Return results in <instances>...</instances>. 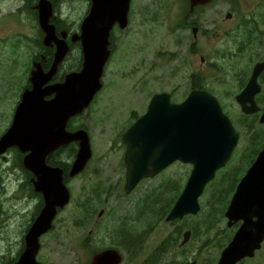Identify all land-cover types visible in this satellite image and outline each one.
Masks as SVG:
<instances>
[{
    "label": "rangeland",
    "instance_id": "1",
    "mask_svg": "<svg viewBox=\"0 0 264 264\" xmlns=\"http://www.w3.org/2000/svg\"><path fill=\"white\" fill-rule=\"evenodd\" d=\"M38 2L0 0V135L11 126L24 92L22 87L30 78L33 62L42 55L45 35L38 20ZM90 8L89 0H59L55 16L77 33ZM233 8L238 10L233 23L244 18L250 21L251 30L248 34L243 30L242 38L247 40L250 36L256 40L264 28V0H220L194 12L190 10V0H132L130 24L125 29L112 30L113 51L105 66L102 89L78 119L90 135L93 156L84 171L67 183L71 200L58 211L53 228L40 239L37 257L41 263L90 264L95 253L114 248L124 255L121 264H143L169 239L168 251L161 254L156 264H185L193 260L197 264H217L224 248L221 243L226 239L229 243L232 230L238 225L229 227L224 213L214 230L205 232L200 228L207 212L215 208L213 201L209 205L213 187H208L200 198L197 215L168 222L169 212L162 217L146 208L142 213L144 200L149 198L157 199V206L162 202L171 206L193 167L176 162L127 194L126 146L121 137L135 122V116L147 111L155 94L168 92L174 102H181L192 90V79L202 74L207 89L218 97L241 135L231 161L218 178L230 174L231 182L241 179L249 167V161H242L251 134L242 124L240 116L244 114L236 95L244 79L242 71L255 60L263 59L264 46L255 41L252 46L243 45V53L239 51L242 54H224L231 38L220 41L216 25ZM194 21L203 30L196 43L191 27ZM201 56L206 58L205 66ZM81 61L82 48L75 46L62 71H73ZM227 64L238 73H224L223 66ZM193 73H199L198 77L192 78ZM254 128L255 132L264 133V127ZM19 161L14 149L5 158L0 156V185L5 188L0 191V264H7L23 252L26 228L36 216L38 203H43ZM123 227L131 233L147 230L145 248L138 258L131 259L119 248ZM187 230L193 232L188 243L182 245ZM239 264H264V244L253 258Z\"/></svg>",
    "mask_w": 264,
    "mask_h": 264
},
{
    "label": "water",
    "instance_id": "2",
    "mask_svg": "<svg viewBox=\"0 0 264 264\" xmlns=\"http://www.w3.org/2000/svg\"><path fill=\"white\" fill-rule=\"evenodd\" d=\"M91 8L81 24L80 33L72 41H80L83 63L80 70L69 72L63 81L53 82L65 61L70 45L68 31L60 35L52 22V0H39L38 20L45 36L43 43L54 47V60L46 71L35 61L31 70V87L21 95L11 126L0 137V156L18 148L26 154L23 164L36 174L33 184L42 193L44 205L25 236L26 247L12 264H43L37 256L41 237L53 228L59 209L71 200L64 181V170L47 163L56 149L78 142V152L69 176L84 171L93 156L91 139L85 129L67 130L71 118L83 113L102 89L105 66L111 55V32L116 24L128 26L132 0H90ZM212 0H190V8L205 6ZM196 31V30H194ZM264 61L255 65L246 88L236 96L246 115L261 111L256 95L261 91L258 78ZM260 123H264V111ZM125 144L126 182L124 190L131 193L144 180L153 178L173 163L191 164L193 169L176 203L168 213V222L197 215L200 197L217 171L230 161L239 144L240 133L227 115L217 96L207 89H192L181 102L172 101L171 94H155L147 111L122 134ZM103 210L100 212L102 214ZM228 226L239 224L234 236L222 250L217 264H238L253 258L264 243V148L240 179L225 212ZM191 231L184 233L182 245L188 243ZM124 256L118 249H105L93 255L90 264H121ZM185 264H197V260Z\"/></svg>",
    "mask_w": 264,
    "mask_h": 264
},
{
    "label": "trees",
    "instance_id": "3",
    "mask_svg": "<svg viewBox=\"0 0 264 264\" xmlns=\"http://www.w3.org/2000/svg\"><path fill=\"white\" fill-rule=\"evenodd\" d=\"M58 1L59 0H53L54 9H57ZM54 19L52 20V22L57 26V29L59 28L58 32L60 31V28H69L67 25L64 26V24L61 23L60 21L58 24V20L55 21ZM61 24H63V26L60 27ZM75 46L81 47L80 43L73 44L72 49ZM54 52H55L54 48L47 47V46L43 45L42 55H40V57H37L36 59H37V61H41L43 63V66L46 69H49L53 60H54ZM63 66H64V63L60 66L59 71L54 76L55 82L63 81L67 72L69 73V70L65 71V72L62 71ZM81 66H82V61L78 64V66L74 70H79L81 68ZM70 71H72V70H70ZM30 87H31V83L28 80L25 82V84L22 88L25 90V89L30 88ZM192 87L193 88H199V89H207L208 88L205 84V79H204V76L202 74L199 75L198 78L192 79ZM79 117L80 116H76V117L71 119L70 125L72 128H75V126H76L75 124H78L77 120L79 119ZM240 117H241L243 126H245L251 134L249 136L248 147L246 148V151L244 152L245 158L242 161V163H244L246 160L249 161V167H250L251 164L255 161L256 156L259 153V151L262 148H264V133L261 134L260 130L255 132L254 126L258 125L259 128H263L264 126L261 125L260 123H258V117L246 116L245 114L243 116L241 115ZM137 118H138V116H135V119H137ZM79 126L82 127V124L79 123ZM13 149L16 151V154L19 156V160H20L19 161V167H23V164H22L23 154L17 148H13ZM76 152H77V145L75 143L70 144L69 146H67L63 149L54 152L49 157L48 162L50 164H53V165H60L61 167L65 168L68 171L71 164L67 161L72 160L74 158ZM62 153H64L63 159H65L66 161H64L62 159V157L60 156ZM230 177H231L230 174H229V176L226 175L223 178H219L218 180L212 182L211 184H209L207 186V188L213 187L214 191L210 197V204L209 205H211V203H212L211 201H213V203H214L213 207H215V208H214V210L207 212L205 220L202 222V226L200 228H204L205 232H210V231L214 230L216 228L218 222L221 220L222 216H224V213L227 209L230 198L235 191V188H236L238 181L240 180L239 179L238 181H236L237 183L235 181L231 182ZM66 179L67 180L69 179L68 175L66 176ZM215 184H218V185H215ZM173 188H174V186H173ZM178 192L179 193L176 196V198L173 200L171 206H168V207H167V205H164L163 202H162V204L160 203L157 206L155 203L157 201V199H155V198L145 199L144 200L145 202L143 204L144 207H143L142 213H145L146 208H151L154 211V213L157 212L158 215H161L162 217H164L165 215H167L169 210L172 208V205L176 201L177 197L179 196L180 191H178ZM161 199H162V197H161ZM122 229L123 230H121V236H122L123 241L121 244H119V248L121 250L125 251L126 254L131 259H134L135 257L138 258L140 256L141 252L145 248L144 235L147 233V230L141 231V232H132L131 233L129 231H126V227H123ZM200 231H202V229H200ZM195 232H196V230H194V233ZM232 232L234 234L235 229L232 230ZM231 239H232V237H230L228 242H230ZM226 241H227V239L225 241H223L220 246L226 247L228 245V244H226ZM168 243H169V239H167L160 246H158V248L154 251V253L151 256L146 258V260L143 262V264H156L159 261V259L161 258V254L165 251H168ZM18 257L13 259V260L8 261L7 264L16 262Z\"/></svg>",
    "mask_w": 264,
    "mask_h": 264
},
{
    "label": "flooded vegetation",
    "instance_id": "4",
    "mask_svg": "<svg viewBox=\"0 0 264 264\" xmlns=\"http://www.w3.org/2000/svg\"><path fill=\"white\" fill-rule=\"evenodd\" d=\"M90 1V0H89ZM217 2V1H220V0H212L209 4H212L213 2ZM232 1V0H231ZM132 2V1H131ZM209 4H207V5H205V6H198V7H195V9L194 10H191V8H190V10H191V12H194L195 10H197V9H199V8H203V7H206V6H208ZM90 5H91V1H90ZM233 6L235 7V5L233 4ZM131 8V7H130ZM90 11V10H89ZM237 8L236 9H230L226 14H225V16H224V18H221V20H220V23L221 24H219V25H216V28L218 29V33L216 34V37L217 38H219L220 39V41H222L224 38L226 39V38H231V40H230V44H228V50L227 51H225V55L226 56H229V55H232V57L235 55V54H242L243 53V48H241V47H244V46H247V47H249V46H252L253 45V43L256 41V42H258L259 44H261V45H263L264 46V28H263V30L261 31V32H258L257 33V39L255 40V39H251V37L249 36L248 37V39L247 40H244L245 39V37L244 38H242V35H243V30H246L245 32H246V34H248L249 32H248V30H251V28H249V26H250V24H249V19L248 18H244V19H242V21H240L239 19H238V21H237V23H233V20L234 19H236L237 17ZM89 13V12H88ZM87 13V14H88ZM129 14H130V11H129ZM129 14H128V25L130 24V22H129ZM87 16V15H86ZM85 16V17H86ZM84 17V18H85ZM55 19V21H57L58 20V24H59V21L62 23V21H61V19L60 18H57L56 16L54 17ZM261 19H262V21H261V23H262V26L264 27V12L262 13V16H261ZM84 20V19H83ZM244 21V22H243ZM83 22V21H82ZM62 26V24L60 25V27ZM116 27H119V28H121L120 27V25L119 24H116L115 25V27H114V29L116 28ZM191 27H192V33H193V38L195 39V42L194 43H196V41L199 39V36H200V34H202L203 33V30L201 29V27L200 26H198V24L197 23H195V21L194 22H192V25H191ZM59 29V28H58ZM67 30L68 31V37H67V41H68V43H69V45H70V52H71V50H73L72 49V45L73 44H78V43H80V41H76V42H73L72 41V35L74 34V31L72 30V29H70V28H60V31L61 30ZM194 30H196V31H194ZM80 31H81V27H80V29L78 30V32L77 33H80ZM248 32V33H247ZM204 33H206V31L204 32ZM231 42L233 43L232 44V47H231ZM244 45V46H243ZM230 46V47H229ZM110 49H111V55H112V51H113V49H112V42H111V45H110ZM238 51V52H237ZM239 51H242V53L241 52H239ZM197 51L196 50H194L193 51V53H196ZM262 61H264V57H263V59L261 58L260 60H255V63L254 64H252L251 66H249V67H247V68H245V70L244 71H242V74H243V82L241 83V87H240V92H242L245 88H246V86L248 85V83H249V81H250V79H251V76H252V74H253V71H254V68H255V65L258 63V62H262ZM201 62H202V66H205L206 64H207V62H206V58L204 57V56H201ZM42 65H43V63H42ZM44 67V66H43ZM82 67V66H81ZM44 69L46 70V71H48V69H46L45 67H44ZM74 71V70H73ZM223 71H224V73H227V74H233V75H236L237 73H238V71L237 70H234V69H231L230 67H228V64H227V66L225 67V65L223 66ZM199 74V73H198ZM198 74H196V73H193V76H192V78L194 77V76H198ZM258 81H259V84L261 85V91L256 95V97H255V99H256V102H257V104L260 106V108H261V111L259 112V113H256V114H251V115H246V116H255V117H258V122H260L259 121V119H260V116H261V114H262V112L264 111V70L262 71V73L260 74V76H259V78H258ZM53 82H55L54 81V78H53ZM192 89H195V88H193L192 87ZM208 90V89H207ZM210 91V90H209ZM239 92V93H240ZM238 93V94H239ZM237 94V95H238ZM236 95V96H237ZM218 98V97H217ZM173 101V100H172ZM81 116V115H80ZM72 119V118H71ZM71 119L69 120V122H68V125H67V130L68 131H70V132H75V131H78L79 129H82L83 127H80L79 126V120H77L78 121V124H75L76 126H75V128H72L71 127ZM261 125H264V123H260ZM235 125V124H234ZM235 127H236V125H235ZM237 129V128H236ZM238 131V130H237ZM76 144L77 145V152H78V147H79V144H78V142H72V143H70V144ZM70 144H67V145H65V146H62V147H60V148H58V149H56L55 151H53L51 154H49L48 155V157H47V163L48 164H50L48 161H49V157L54 153V152H56V151H59V150H61V149H63V148H65V147H67V146H69ZM77 152H76V154H75V156H74V158L72 159V160H69V161H67V162H69L71 165H70V168H69V170L67 171L65 168H63V170H64V181L66 182V184L68 183V181H69V179L70 178H72V177H70L69 176V172H70V169H71V166H72V164H73V162H74V160H75V158H76V155H77ZM65 153V152H64ZM64 153H62L60 156L62 157V159H63V156H64ZM26 154H23V158H24V156H25ZM3 158H5V156H2ZM70 159V158H69ZM64 161H66L65 159H63ZM177 162H179V161H177ZM176 163V162H175ZM22 164H23V159H22ZM174 164V163H173ZM172 164V165H173ZM50 165H52V166H60V165H53V164H50ZM61 167V166H60ZM224 168H226V167H224ZM224 168H222V169H220L219 171H217V173H216V176H215V179L213 180V181H211L209 184H211L212 182H214V181H216V180H218L219 178H218V173H220V171H222ZM21 170L23 171V174H25L26 172L27 173H29V176H30V182L31 183H33V179H37V176H36V174H34V173H32V172H30L29 170H27L25 167H24V165H23V167H21ZM69 176V179L67 180L66 179V176ZM1 178V177H0ZM225 180V179H224ZM208 184V185H209ZM238 184V183H237ZM34 185V184H33ZM207 185V186H208ZM237 186V185H236ZM5 188H4V186L3 185H0V191H3ZM34 190H35V187H34ZM35 192H37L36 190H35ZM38 193V196H39V198H40V195L42 196V194L40 193V192H37ZM232 197V196H231ZM42 199H43V196H42ZM231 199V198H230ZM43 205H44V199H43V203L42 202H39L38 203V205H37V207H36V216H34L32 219H31V222L29 223V225L27 226V228H26V231H25V236H26V234H27V232L29 231V229L31 228V226H32V224H33V222L35 221V219L39 216V214H40V212H41V209H42V207H43ZM60 210V209H59ZM2 213V210H1V207H0V214ZM238 226H239V224H237ZM238 226L236 227V229L238 228ZM236 229H235V231H236ZM25 240V239H24ZM24 249H25V247H26V242H24ZM24 251V250H23ZM241 263V262H240Z\"/></svg>",
    "mask_w": 264,
    "mask_h": 264
}]
</instances>
